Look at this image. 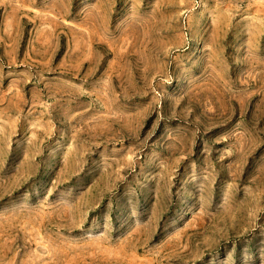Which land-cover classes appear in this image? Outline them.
I'll list each match as a JSON object with an SVG mask.
<instances>
[{
	"label": "rangeland",
	"instance_id": "obj_1",
	"mask_svg": "<svg viewBox=\"0 0 264 264\" xmlns=\"http://www.w3.org/2000/svg\"><path fill=\"white\" fill-rule=\"evenodd\" d=\"M0 264H264V0H0Z\"/></svg>",
	"mask_w": 264,
	"mask_h": 264
}]
</instances>
